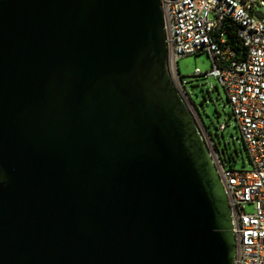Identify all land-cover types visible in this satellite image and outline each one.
<instances>
[{
    "label": "water",
    "instance_id": "95a60500",
    "mask_svg": "<svg viewBox=\"0 0 264 264\" xmlns=\"http://www.w3.org/2000/svg\"><path fill=\"white\" fill-rule=\"evenodd\" d=\"M235 248L160 0H0V264H234Z\"/></svg>",
    "mask_w": 264,
    "mask_h": 264
},
{
    "label": "built area",
    "instance_id": "2783aa9c",
    "mask_svg": "<svg viewBox=\"0 0 264 264\" xmlns=\"http://www.w3.org/2000/svg\"><path fill=\"white\" fill-rule=\"evenodd\" d=\"M167 46V69L183 99L186 90L178 59L207 52L204 72L223 86L250 156L251 169L226 167L211 156L226 192L236 248L234 264H264V17L261 0H160ZM235 31L239 44L226 35ZM202 72L196 68L195 74ZM184 88V89H183ZM189 105V104H188ZM224 131L226 123L220 122ZM253 209L247 211V205Z\"/></svg>",
    "mask_w": 264,
    "mask_h": 264
},
{
    "label": "rangeland",
    "instance_id": "374dc122",
    "mask_svg": "<svg viewBox=\"0 0 264 264\" xmlns=\"http://www.w3.org/2000/svg\"><path fill=\"white\" fill-rule=\"evenodd\" d=\"M257 10L264 17V6H257ZM177 66L185 86L186 98L191 112L208 143L209 149L216 151V144L226 167L251 169L252 162L239 126L231 115L225 89L216 78L204 74L212 67L207 52L182 56L178 59ZM196 68L202 73L195 74ZM219 122L226 123V129L223 132L218 128ZM252 209L253 206L248 204L247 211Z\"/></svg>",
    "mask_w": 264,
    "mask_h": 264
},
{
    "label": "trees",
    "instance_id": "16d2710c",
    "mask_svg": "<svg viewBox=\"0 0 264 264\" xmlns=\"http://www.w3.org/2000/svg\"><path fill=\"white\" fill-rule=\"evenodd\" d=\"M226 35H227V37H228L229 42H230L233 46L236 47V45L239 44L238 39L235 37V31H234V32H233V31H231V32H227ZM230 112H231V111H230ZM231 115H232V112H231ZM232 116H233V115H232ZM201 119H202V118H201ZM202 122H203V121H202ZM219 123H220V122H219ZM203 124H204V126L206 127V125H205L204 122H203ZM218 128H219V126H218ZM206 130H207V128H206ZM219 130H220V129H219ZM207 132H208V131H207ZM221 132H223V131H221ZM215 149H216L217 153L219 154L221 160L223 161V158H222V156H221L219 150L216 148V144H215Z\"/></svg>",
    "mask_w": 264,
    "mask_h": 264
}]
</instances>
